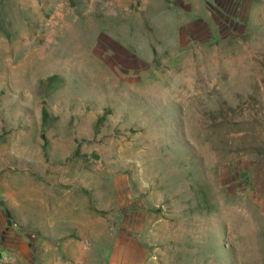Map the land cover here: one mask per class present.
Returning <instances> with one entry per match:
<instances>
[{"label": "rangeland", "instance_id": "374dc122", "mask_svg": "<svg viewBox=\"0 0 264 264\" xmlns=\"http://www.w3.org/2000/svg\"><path fill=\"white\" fill-rule=\"evenodd\" d=\"M127 241L264 264V0H0V264Z\"/></svg>", "mask_w": 264, "mask_h": 264}, {"label": "crops", "instance_id": "0c3cea01", "mask_svg": "<svg viewBox=\"0 0 264 264\" xmlns=\"http://www.w3.org/2000/svg\"><path fill=\"white\" fill-rule=\"evenodd\" d=\"M121 249V250H120ZM103 264H152L153 260L148 251L136 241H127L122 248L115 247L105 250V256L102 259Z\"/></svg>", "mask_w": 264, "mask_h": 264}, {"label": "trees", "instance_id": "16d2710c", "mask_svg": "<svg viewBox=\"0 0 264 264\" xmlns=\"http://www.w3.org/2000/svg\"><path fill=\"white\" fill-rule=\"evenodd\" d=\"M43 115L44 117H47V111L46 110H43ZM7 215V219L10 221L11 220V214L10 213H6ZM0 260H1V256H0Z\"/></svg>", "mask_w": 264, "mask_h": 264}]
</instances>
